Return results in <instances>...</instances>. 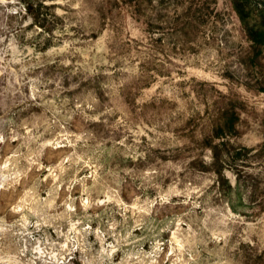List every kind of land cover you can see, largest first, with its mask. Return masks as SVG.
I'll list each match as a JSON object with an SVG mask.
<instances>
[{
    "label": "rangeland",
    "instance_id": "rangeland-1",
    "mask_svg": "<svg viewBox=\"0 0 264 264\" xmlns=\"http://www.w3.org/2000/svg\"><path fill=\"white\" fill-rule=\"evenodd\" d=\"M0 264H264V0H0Z\"/></svg>",
    "mask_w": 264,
    "mask_h": 264
},
{
    "label": "trees",
    "instance_id": "trees-1",
    "mask_svg": "<svg viewBox=\"0 0 264 264\" xmlns=\"http://www.w3.org/2000/svg\"><path fill=\"white\" fill-rule=\"evenodd\" d=\"M251 35H252V37H253V41H254L255 43H263V39H262L263 34H262V33L255 34V33L253 32Z\"/></svg>",
    "mask_w": 264,
    "mask_h": 264
}]
</instances>
